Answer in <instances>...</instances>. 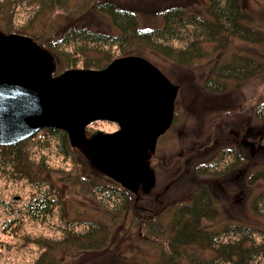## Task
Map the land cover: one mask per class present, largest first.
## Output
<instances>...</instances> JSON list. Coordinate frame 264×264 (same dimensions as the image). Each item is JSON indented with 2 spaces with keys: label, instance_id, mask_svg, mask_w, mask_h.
Returning a JSON list of instances; mask_svg holds the SVG:
<instances>
[{
  "label": "rangeland",
  "instance_id": "1",
  "mask_svg": "<svg viewBox=\"0 0 264 264\" xmlns=\"http://www.w3.org/2000/svg\"><path fill=\"white\" fill-rule=\"evenodd\" d=\"M103 1L65 0L62 8H46V12L41 10L39 12H44L39 14L35 3L15 0L13 22L17 28L28 24L33 39L40 41L38 35L44 40L53 37L64 24V19L114 34L116 31L107 15L97 10L99 7L96 5ZM111 1L136 12L139 27L157 24L159 8L182 4L196 11L202 2ZM240 3L242 8L254 15L255 20L248 24L259 32V36L255 34L245 38L226 35L229 37L226 46L217 51L210 48L205 51V57L191 62L175 63L160 57L150 59L177 86L173 116L170 125L156 138L152 147L146 149L144 163L147 167V184L140 183L136 192H132L111 179L123 190L127 201L118 209V214L111 212L110 206L106 208L100 204L94 195L81 193L84 185L78 187L74 178L79 175L93 181L108 178L93 165L88 142L114 132L117 125L113 122H91L86 126L80 144L73 146L68 140V162L55 156V142L51 138L47 155L37 152L32 155L36 163L40 157L45 162L47 160L46 172L37 168L34 172L44 177L49 174L48 178L54 181L61 195L60 208L55 206L52 210L54 218L45 215L40 216L39 220H30L28 215L22 213L24 221H13L12 214L5 212L7 209L2 201L16 197L17 193L25 196L27 187L23 186L24 183L10 182L0 174V226L3 221V227H0V264L35 263L45 251L35 243L38 237L56 244L50 251L55 252V259L44 253L45 259L51 260L52 264H155L160 261L162 249L167 247L168 241L156 228L154 231L158 235L152 234L149 228L172 224L173 215L196 201V210L204 204L202 217L194 226L195 231L199 232L197 239L201 245L194 240L186 247L187 253L213 257L210 243L205 237L212 234L214 239L223 241L236 239L240 236L237 231L241 226L254 227V241L263 242L264 0H240ZM54 14L59 18L51 20ZM242 24L245 26L244 22ZM254 37L257 40H251ZM210 46L206 45L208 48ZM232 55L239 57L240 63L252 62V66L247 63V70L255 67V71L249 70L246 76L222 77L218 86H214L216 90L207 88L205 79L209 77L214 63H223ZM75 57H78V67L82 64V54H75ZM211 77L214 78L212 73ZM69 175L73 178H69ZM5 223L8 234L3 229ZM86 223L97 225L88 234L91 235L89 243L85 240ZM16 225L23 229L18 232L17 228L16 234H11ZM72 225L76 233L83 234L78 240H64L63 230L70 232ZM224 231H227L225 235L222 234ZM79 242H87L88 247H79ZM254 262L264 264V258L257 257Z\"/></svg>",
  "mask_w": 264,
  "mask_h": 264
},
{
  "label": "trees",
  "instance_id": "2",
  "mask_svg": "<svg viewBox=\"0 0 264 264\" xmlns=\"http://www.w3.org/2000/svg\"><path fill=\"white\" fill-rule=\"evenodd\" d=\"M14 1L0 0V32L26 35L38 45L46 48L54 60L55 74L67 68L77 67L78 57L76 58L75 54H82L81 67L92 69L103 68L113 58L125 55H138L148 60L153 57H160L170 62L185 63L205 57V54H207L205 51L210 48L215 51L222 49L229 41V37L226 35L245 38L255 34L259 36V32L250 28L248 24V22L255 20L254 15L240 6V0H202L196 11L182 4L159 8V22L145 27H139V18L136 12L130 11L127 7H120L111 0H104L96 5L99 7L97 10L107 15L116 33L98 31L83 23L77 24L75 21L70 22L68 19H64V24L55 32L53 37L44 40L41 35H38L40 41L33 39L34 35L28 29V24L20 28L14 25L13 14L16 7ZM26 1L29 4L35 3L40 14L46 12L48 10L46 8H62V2L65 0ZM41 10L44 11L39 12ZM57 18H59V15L54 14L51 20ZM251 40L257 39L254 37ZM206 45L211 46L208 48ZM112 48L115 50H112ZM114 53H117V55L115 56ZM239 60V57L232 55L223 63H214L210 71L214 78L211 77L209 72V77L205 79L207 88L216 90L214 86H218L224 77L246 76L249 70L255 71V67L247 70V63L252 66V62L244 61L240 63ZM41 133L43 138L35 136L19 141L14 145L0 147V174L8 178L10 182L24 183L22 185L27 187L24 193L25 196L17 193L16 197L2 201L7 209L5 212L12 214L13 221H24L23 214L28 215L30 220H39L40 216L45 215L54 218L52 210L55 206L60 208L62 204L59 190L56 188L54 181L48 178L49 174L44 177L34 172L36 168L39 171L46 172L48 169L47 160L45 162L43 157H40L39 162L36 163L37 161L35 162L32 155L36 152L47 155L51 145L49 141L52 139L55 142V156L68 162L70 149L67 147L69 143L67 135L64 131L53 128L43 129ZM68 177L73 178L71 175ZM74 178L78 187L80 184L81 186L84 185V191L81 193L94 195L98 198L100 204L106 208L110 206V211L115 214H118V209L122 208L123 203L127 202L123 190L109 178H104V181L83 179L81 175ZM196 206L197 201L194 205L190 204L188 208L179 210L177 215H173L171 218L172 224L158 227L152 224L154 228H149L152 234L158 235L154 231L156 228L158 233H161L168 241L167 247L162 249L160 261L155 264H259L254 260L257 257L264 258V236L262 237V243H256L253 238L255 229L250 226L248 228L238 227L237 235L240 236L236 239L230 238L223 241L218 238L214 239L212 234L205 237L206 241L210 243L209 249L212 251L213 257L187 253L186 247L194 240L201 245V241L197 239L199 232L195 231L194 226L202 217L204 204L201 209L196 210ZM2 222L1 228L3 227ZM178 224L179 226L175 227ZM95 226L92 223L87 224V231L84 232H87L86 241L91 240V235L88 234L96 229ZM15 227L16 229H12L11 234H16L17 228L18 232L23 229L20 225ZM3 229H6L7 234L9 233L6 223ZM226 232L224 231L222 234L225 235ZM63 233L65 235L64 240L74 238L72 241L78 240L79 236L83 234L76 233L73 225L70 232L67 233L63 230ZM47 241L53 243V241L44 237L35 239V243L42 246L45 251L40 254L33 264H52L51 260L45 259L44 253L55 259V252L50 251L54 249L56 244L53 243L52 246H48ZM88 243L79 242L78 246L88 247ZM96 246L99 245L96 243Z\"/></svg>",
  "mask_w": 264,
  "mask_h": 264
},
{
  "label": "water",
  "instance_id": "3",
  "mask_svg": "<svg viewBox=\"0 0 264 264\" xmlns=\"http://www.w3.org/2000/svg\"><path fill=\"white\" fill-rule=\"evenodd\" d=\"M53 69L51 55L26 36L0 33V145L50 127L74 146L89 123L115 122L118 130L88 142L91 161L132 192L146 185V149L170 125L177 86L139 56L96 70Z\"/></svg>",
  "mask_w": 264,
  "mask_h": 264
}]
</instances>
